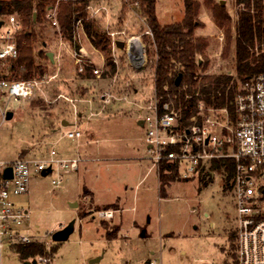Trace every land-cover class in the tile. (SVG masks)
I'll list each match as a JSON object with an SVG mask.
<instances>
[{
  "label": "rangeland",
  "instance_id": "obj_1",
  "mask_svg": "<svg viewBox=\"0 0 264 264\" xmlns=\"http://www.w3.org/2000/svg\"><path fill=\"white\" fill-rule=\"evenodd\" d=\"M197 1L200 2L197 15L201 26L195 34L208 42L204 54L208 60L206 72L233 73L234 46L230 41L225 53L226 32L214 24L205 3L225 6L233 22L236 17L233 0ZM109 3L107 11L97 14L104 30L106 19L111 24L110 30L119 29L125 19L127 35L144 31L143 23L120 0H109ZM183 8V0H156L155 15L161 25H167L183 18ZM6 17L7 14L1 16L3 20ZM44 35L45 50L58 52L59 35L48 27ZM117 37L123 38V35ZM141 41L146 49V62L141 67L131 66L126 50L113 48L110 38V56L116 59V63L113 62L116 69L113 75L108 73L106 53L96 47V51L93 50L87 37L84 45L91 52L93 62L98 63L100 59L104 62L103 79H96L91 67V73L87 71L89 77L82 78L69 52L61 49L54 62L47 57L37 59L46 71L33 76L40 82L30 99L18 102L0 97V108L12 111L10 118L2 120L0 117V161L38 158L36 155H41L51 145L56 150L71 146L70 156L61 158L74 159L79 155L82 161L84 148H74V145L85 139L87 132L92 134L89 143L92 153L85 158L92 159L88 169L82 171L78 163V171L60 170L58 187L51 182L57 177L55 170L42 176L32 173L27 191L11 196L27 215L14 231L45 247L44 254L29 257L27 261L45 257L48 260L43 264H235L232 249L237 243L234 197L220 185V177L215 175L213 179L202 180L195 176L182 180L173 176L163 184L160 181L165 195L160 197L158 170H149L152 162L146 146L145 126L137 124L138 117L145 115L138 108L141 103L137 100L136 105L126 99L117 106L106 103L103 108L97 96L94 95L93 100L85 95L88 84L95 83L101 94L111 84L119 83L128 96L133 95L134 89H139L137 97L150 96L155 48L152 35L143 33ZM114 76L117 78L113 79ZM74 92L79 95L84 92V101L74 104L80 106L82 115L79 125L73 127L84 135L72 140L63 134L62 116L57 113L56 105H61L64 97L69 99ZM70 107L72 109L73 104ZM120 108H127L130 113H115ZM83 187L92 188L101 202L118 196L122 209L115 213L114 219H101L93 216L96 208L83 207L80 201L78 213L84 218L80 219L68 202L82 192ZM71 220L75 221L74 231L66 240L54 242L52 233ZM0 264H24V261L5 241L0 248Z\"/></svg>",
  "mask_w": 264,
  "mask_h": 264
},
{
  "label": "built area",
  "instance_id": "obj_2",
  "mask_svg": "<svg viewBox=\"0 0 264 264\" xmlns=\"http://www.w3.org/2000/svg\"><path fill=\"white\" fill-rule=\"evenodd\" d=\"M120 1L143 23L145 29L141 33L127 35L124 28L110 30L111 24L106 19L105 31L111 38L112 47L115 48V42L121 39L129 64L135 68L141 67L146 62V49L141 35H152V32L147 25L146 16L141 13L140 0ZM87 9L88 18L107 11L104 5L96 2L89 4ZM45 19L53 34L59 35L58 52L53 53V62L60 55L61 49H65L79 73L85 72L88 66L95 76L100 77L102 67H93L88 63L86 51L80 45L81 34H84L82 19H78L75 24L72 40L61 35L56 19V6L47 9ZM0 20V97L23 102L34 95L40 80L33 77L14 79L6 72V66L19 54L16 34L21 29V23L14 13L7 14L5 20L0 17ZM119 34L123 38H118ZM135 44H138L137 49H134ZM112 62L116 63V59L113 58ZM234 95L231 109L199 102L196 106L197 113L190 116L186 126L179 122L180 108L175 107L173 101L160 102L154 86L145 103L138 104V107L145 114L142 124L146 130V146L153 167L157 170L163 162L173 164L175 177L179 179L188 180L198 176L206 180L218 175L220 185L224 186L225 169H211V162L233 160V171L227 189L233 193L236 209L237 264H264V72L240 81ZM100 98L104 104L111 101L112 93L109 88L101 93ZM132 102L137 105V102ZM6 112L0 108L2 120ZM82 134L78 129L65 133L71 139ZM78 160L76 157L61 158L56 149L50 146L47 155L41 158L20 157L9 162L0 161V248L5 241L27 243L32 240L29 236L14 231V227L20 225L27 215L11 196L25 193L32 173L41 174L47 168L51 169L50 172L56 171L57 177L51 182L54 187H58L61 183L59 171L77 169ZM9 167L10 176L4 177V172ZM96 213L106 219L113 216L111 209ZM33 259L34 264H43L48 260L45 257Z\"/></svg>",
  "mask_w": 264,
  "mask_h": 264
},
{
  "label": "trees",
  "instance_id": "obj_3",
  "mask_svg": "<svg viewBox=\"0 0 264 264\" xmlns=\"http://www.w3.org/2000/svg\"><path fill=\"white\" fill-rule=\"evenodd\" d=\"M97 0H0V17L14 13L21 23V29L16 34L18 57L9 62L6 72L14 79H28L39 76L46 68L38 61L46 58L47 30L45 13L48 8L56 6L61 35L72 40L74 27L78 19H82L84 34L92 46L106 53L107 72L112 74L116 67L110 56V36L102 28L101 17L88 18L87 6ZM141 13L146 16L147 25L152 32V42L155 59L153 61V86L160 102L173 101L180 108L179 122L186 126L191 115L196 114L199 102L215 107L232 108L234 94L238 82L251 75L264 72V0H233L236 17L231 21V15L225 6L212 5L205 2L212 14L214 24L224 28L226 32V51L230 41L234 46V70L230 72H206L208 60L204 57L208 48L207 40L196 36V29L201 26L198 20L200 2L183 0V18L179 22L161 25L155 15L156 0H140ZM34 14V16H33ZM48 58V57H47ZM89 67L81 73L82 78H88ZM91 73V72H90ZM179 77L176 84L175 78ZM233 160H212L211 169H225L224 186L233 171ZM159 178L162 184L176 175L174 165L161 163ZM204 180V179H202ZM163 191V186H160ZM108 238L110 232L107 233ZM234 238V234L231 235ZM236 244L233 245V256L237 264ZM9 248L17 254L20 260L27 261L29 257L42 255L45 247L39 241L27 243L11 241Z\"/></svg>",
  "mask_w": 264,
  "mask_h": 264
},
{
  "label": "crops",
  "instance_id": "obj_4",
  "mask_svg": "<svg viewBox=\"0 0 264 264\" xmlns=\"http://www.w3.org/2000/svg\"><path fill=\"white\" fill-rule=\"evenodd\" d=\"M96 3L99 4V5H101V6L104 5L107 10H108V7L111 5L109 3V0H97ZM126 25H127V21L124 19L123 20V23H121V25H119V28H124ZM86 38H87V36L85 34H81L80 45L86 51L87 59H88L89 63H91V65L93 67H99V68L102 67V69H103L104 68V66H103L104 65V62L102 61V59H100L98 63L93 62V59L91 58V52L88 49H86V47L84 45V39L86 40ZM91 47L93 48V50L96 51V49L94 48V46L91 45ZM117 72L115 74L116 76H117ZM116 76H114L113 79H116L117 78ZM96 79H98V80L99 79H103V77L100 76V77H97ZM152 85H153V83H152ZM122 86L123 85H121L119 83H117V84L115 83V84H111L110 86L107 87V88H109V90L112 93V99L108 103L113 104L114 106H117V105H119L121 103V101H125L126 99H130V100L135 101V102H137V100H138L141 104L142 103H145V101L147 100L148 96H146L144 94H140V97H137L139 95V91H138L139 89H137V90L134 89L133 95L132 96H128L125 93V91H124L125 89ZM87 90H88L87 91V94H85L87 97H89V98H91V99L94 100V97L93 96L94 95L97 96L98 99H99V101L103 105V108L106 107V103L104 104L103 100L100 98V95L101 94H99V91H98L99 90V87H97L95 83L88 84ZM83 96H84V92H83V95L82 94L79 95L77 92L76 93L74 92L69 99H67L66 97H64V102L62 101L61 105H56V111H57V113L60 112V114L62 116L60 119L62 120V127L64 128L63 129V131H64L63 134L64 135L66 133L65 130L66 131L67 130H71L77 124L79 125V121H80L79 116H81L82 113L79 110L80 109V106L79 105H74V104H75L76 101L83 102L84 101ZM71 104H73L72 109L70 107ZM74 111H75V113H74ZM141 111H143V110H141ZM121 112H123L125 114L126 113H130L127 108H120V110H116L115 111V113H121ZM50 114H54V113H50ZM142 118H143V116L138 117L137 124L143 125L142 124ZM83 135H81V136L83 137ZM65 137H67V136L65 135ZM84 138L85 139L77 142L74 145V148L83 147L84 148V155H85L84 157L85 158H88L87 156L88 155L90 156L91 153H92L90 151V148H89V143L91 141L90 138H92L91 132H87L86 133V136H84ZM68 139H71V138H68ZM51 146H53V145H51ZM49 147H46L45 148L46 150L43 151L41 153V155H36V156H38V158H41L43 156H46ZM71 149H72L71 146H67L66 145V146H63L60 150H56V152H57V155L59 157L68 158L70 156V154H71L70 153L71 152ZM85 158H83V160L81 161L80 160V156L78 155V159H79L78 160V163L81 164L82 171L88 169V167L90 165L89 163L92 160L90 158V161H88ZM80 164H78V167H77V169H75V171H78V169L80 167ZM153 168L154 167H153V164H152L151 167L149 168V170H152ZM157 178H158V186H159V193H160L159 195H160V197L161 196H165V195H163V191L162 192L160 191V178H159V173L157 174ZM201 179H203V178H201ZM69 199H70V201L68 203H69L70 207H72L73 209H76L77 213L79 212V207L77 205H78V202H80V201H81V205H83V207H88L90 210H92V208H96V210L94 209V211H93V214H94L93 216L98 215L96 213L97 211L111 209L112 212H113V216L111 218L114 219L115 213L116 212H119L122 209V207H121L122 206L121 205V201H120V199H119L118 196H114L112 199H110V200H108L106 202H101V201L98 200V198H97V196L95 194V191L92 188H88V187H83V191L82 192L77 193L75 196H73V197H71ZM114 206H117V207H114ZM78 215H79V218L80 219H84L83 217L80 216V213H78ZM99 218H101V217H99ZM101 219H106V218H101Z\"/></svg>",
  "mask_w": 264,
  "mask_h": 264
},
{
  "label": "water",
  "instance_id": "obj_5",
  "mask_svg": "<svg viewBox=\"0 0 264 264\" xmlns=\"http://www.w3.org/2000/svg\"><path fill=\"white\" fill-rule=\"evenodd\" d=\"M223 3H224V1H222V4ZM33 16H34V14H33ZM1 24H2V21L0 20V25ZM115 45H116L117 48L121 49L122 46H123V41L121 39H119V40H117L115 42ZM46 52H47L46 55H47L49 61L53 62V52H51V51H46ZM179 77L180 76L178 75L175 78L176 84L179 82ZM11 116H12V111L7 110V112L5 114V118L8 119ZM50 171H51L50 168H47L46 170H43L42 173H41V176L42 175H46ZM10 172H11V168L9 167L8 169L5 170L4 177H9L10 176ZM74 222H75L74 220H71L67 224H65L63 226H60V228L57 231L52 233V236H51L52 240L54 242H60V241L66 240L69 237V235L74 231L73 230ZM142 234H143V232H142ZM34 262H35V260L32 259L31 261H29V260L28 261H24V264H34Z\"/></svg>",
  "mask_w": 264,
  "mask_h": 264
},
{
  "label": "bare ground",
  "instance_id": "obj_6",
  "mask_svg": "<svg viewBox=\"0 0 264 264\" xmlns=\"http://www.w3.org/2000/svg\"><path fill=\"white\" fill-rule=\"evenodd\" d=\"M137 47H138V44L137 45L135 44L134 49H137Z\"/></svg>",
  "mask_w": 264,
  "mask_h": 264
}]
</instances>
